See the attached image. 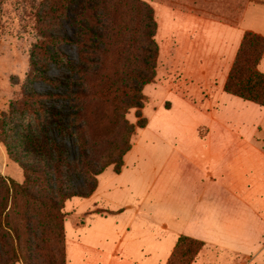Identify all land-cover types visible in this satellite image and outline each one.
I'll use <instances>...</instances> for the list:
<instances>
[{
	"label": "rangeland",
	"instance_id": "1",
	"mask_svg": "<svg viewBox=\"0 0 264 264\" xmlns=\"http://www.w3.org/2000/svg\"><path fill=\"white\" fill-rule=\"evenodd\" d=\"M247 1L99 0L100 4L96 7V12L94 11L97 21L100 24L106 22L111 30L119 31L110 39L111 32H108V40H103L105 45L102 43L103 48L99 55L101 69L86 86L87 95L80 100L79 110H83L85 114L84 130L88 136L90 131L95 133L102 152L111 150L110 145L113 142L121 145L123 130L118 114L126 110L124 117L127 122L134 125L137 121L138 109L124 101L114 103L106 94L107 83L116 77L119 78L123 57L130 51L124 41L128 34H132L134 41L139 44L158 47L157 55H153L151 60L155 65V77L144 86L145 98L139 109L147 124L136 129L131 135L132 146L122 157L124 166L121 172L115 173L113 165L106 167L96 178L98 192L95 190L92 199L75 197L64 202L62 212L65 214L64 220L67 218L66 229L69 235V223L80 225V218L85 217L81 215L82 212L91 209L93 203L99 207H111L123 198L141 196L138 190L150 185L156 189L162 186H179V182L188 175L185 170L178 171L171 185L165 184L167 171L160 167L161 149L166 146L163 141L177 143L179 139L190 138L193 126L205 125L212 120L210 115H207L208 112L216 117L214 123L226 122L234 125L240 133L254 136L264 142V106L224 92L219 76L216 79L211 77L209 80H203L199 74L201 66H183L185 58L177 57L174 51L175 43L170 35L173 22L161 12L163 3L185 12L197 13L227 23H237L240 20V11ZM73 5L72 0H0V115L9 110L11 102L19 98L24 89L43 93L54 90L47 82L36 77L38 72L31 74L32 63L37 57L31 58L30 54L33 46L41 40V32L54 35L73 34V14L70 10ZM97 28L101 30L98 25ZM54 44L56 45L52 46L53 51L60 49L68 57L77 60L78 48L75 44ZM86 50L89 53L86 56H92L90 48ZM134 51L137 52L136 48L131 52ZM182 54L187 55L184 52ZM197 56L198 53L190 51L186 61H198ZM38 60L42 64L45 63L43 68H46L48 76L59 77L64 73L63 67L57 61L41 58ZM255 119L260 121L258 126ZM16 130H19V126ZM13 134L14 131L6 126V137L13 140ZM67 146L70 158L76 157L77 149L70 139H67ZM23 174L19 165L9 158L0 141V200L7 195L9 208L12 204V194L17 201L14 209L9 210L7 206L2 213L0 234H3L5 241H12L17 248L19 260L15 264H63L64 261L66 264L63 236L59 231L58 221H54L46 210L36 205L29 207L33 217L31 230H28L21 220L19 209L23 201L19 188H11L7 178L21 183L24 180ZM78 184H82L81 178L73 180V185ZM90 224H86L79 231V237L82 241L96 244L92 231L96 225ZM113 238L103 242L102 247L105 250L112 249ZM203 248L213 251L209 259L211 264H264V239L247 257L239 259L227 256L208 245L201 249ZM1 250L5 256L8 247L2 246Z\"/></svg>",
	"mask_w": 264,
	"mask_h": 264
},
{
	"label": "crops",
	"instance_id": "2",
	"mask_svg": "<svg viewBox=\"0 0 264 264\" xmlns=\"http://www.w3.org/2000/svg\"><path fill=\"white\" fill-rule=\"evenodd\" d=\"M161 12L173 22L170 35L177 57L185 58L183 66H201L203 80L219 76L223 88L244 33L264 36V1L248 0L237 23L163 3ZM190 51L198 53V61H186ZM257 68L264 73V53ZM207 115L212 120L193 126L190 138L163 141L165 184L171 185L178 171L185 170L188 175L179 186L150 185L138 190L141 196L123 198L111 207L93 203L82 212L80 225L69 223L70 235L64 220L66 264H165L180 235L204 241L234 259L257 248L264 239V142ZM259 122L255 119L257 126ZM96 191L81 199H92ZM95 208L120 211L90 212ZM89 222L96 225V244L79 237ZM110 237L112 249L107 251L102 244ZM212 253L201 249L191 264H211Z\"/></svg>",
	"mask_w": 264,
	"mask_h": 264
},
{
	"label": "trees",
	"instance_id": "3",
	"mask_svg": "<svg viewBox=\"0 0 264 264\" xmlns=\"http://www.w3.org/2000/svg\"><path fill=\"white\" fill-rule=\"evenodd\" d=\"M72 2L74 5L70 10L73 14L71 17L73 34L54 35L41 32V40L33 46L30 54L31 58L37 57L32 63L31 74L38 72L39 75L36 77L47 82L54 90L43 93L34 89H24L19 98L11 102L9 110L0 115V141L6 148L9 158L16 162L24 173V180L21 183L7 178L11 188H19L23 201L19 209L21 220L27 229L31 230L33 217L30 205L46 210L54 221H58L64 242L63 253H65L63 226L65 214L62 212L64 202L73 197L90 196L97 188V176L106 167L113 165L115 173L121 171L124 165L122 157L132 146L131 135L136 129L147 124L139 109L145 98L143 88L155 77V65L151 60L158 53L157 46L152 48L150 44H139L134 41L132 34L125 38V45L130 51L123 57L119 78L116 77L107 83L106 94L114 103L124 101L138 109L137 121L134 125L129 124L124 117L126 110L118 114L123 130L121 145L113 142L110 145L111 150L102 152L95 133L90 131L88 136L84 130L85 114L83 110H79V102L87 95L86 86L101 69L99 55L103 44L105 45L103 40H108V32H111L110 39L119 30H111L106 22L100 24L97 21L95 10L100 4L99 0ZM154 35L153 32L152 36ZM67 42L75 44L78 48L77 60L68 57L60 49L52 50V46L56 45L54 43ZM88 48L92 52L90 57L86 56L89 54L86 50ZM135 48L137 52H131ZM263 53L264 36L246 31L224 84L223 89L226 93L264 105V73L257 68ZM38 58L57 61L63 67L64 73L59 77L48 76L46 68L45 70L43 68L45 63L42 64ZM6 126L14 131L13 140L6 137ZM17 126L19 130H16ZM67 139L76 147V157L70 158ZM75 178H81L82 184L73 185ZM10 197L12 202L10 208L7 202L9 197L4 195L1 198L0 217L7 206L9 210L16 206L15 195L12 194ZM117 211L95 208L90 212ZM204 245V241L180 235L165 264H191ZM2 246L8 247L5 256L2 254ZM18 260L19 254L13 242L5 241L3 234H0V264H15Z\"/></svg>",
	"mask_w": 264,
	"mask_h": 264
}]
</instances>
